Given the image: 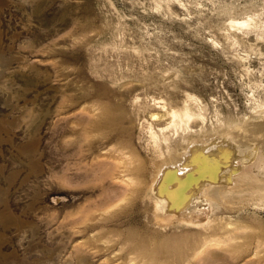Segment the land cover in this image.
Returning a JSON list of instances; mask_svg holds the SVG:
<instances>
[{
  "label": "rangeland",
  "instance_id": "rangeland-1",
  "mask_svg": "<svg viewBox=\"0 0 264 264\" xmlns=\"http://www.w3.org/2000/svg\"><path fill=\"white\" fill-rule=\"evenodd\" d=\"M0 264H264V0H0Z\"/></svg>",
  "mask_w": 264,
  "mask_h": 264
},
{
  "label": "bare ground",
  "instance_id": "bare-ground-1",
  "mask_svg": "<svg viewBox=\"0 0 264 264\" xmlns=\"http://www.w3.org/2000/svg\"><path fill=\"white\" fill-rule=\"evenodd\" d=\"M186 114V113H185ZM184 114V116L183 117H187L188 118V115H189V113H188V115L186 114L185 115ZM179 116V115H178ZM105 117V116H104ZM191 116H189V118H190ZM182 119V118H181ZM182 122V121H181ZM187 148V147H186ZM185 148V149H186ZM180 154V153H179ZM178 155V154H177ZM176 154H170V156H177ZM185 155V154H184ZM183 155V156H184ZM169 157V156H168ZM171 158V157H170ZM177 158V157H176ZM169 160V159H168ZM179 160V159H178ZM176 161V160H175ZM167 162V161H166ZM168 163V162H167ZM163 164V163H162ZM164 164H166V163H164ZM161 167V166H160ZM136 170V169H135ZM160 173V172H159ZM161 174V173H160ZM158 175V174H157ZM158 177H159V175H158ZM257 180V179H256ZM190 182L189 181H186V182H184V183H182V184H180V185H178L177 187H175L173 190H171V191H168V192H170V193H168L167 195H164L163 196V198H165V200L167 201V202H169V203H171L170 201H177V195H176V193H175V191H176V189L178 188V187H180V186H184V185H188ZM164 192V191H163ZM168 204V203H167ZM230 234V233H229ZM212 240V239H211ZM211 240H208V241H203L204 243H202V247H204V249H205V247H207V246H209V245H211L210 243H211ZM215 241V240H214ZM200 246V247H201ZM192 248V247H191ZM198 248V247H197ZM195 249H196V247H195ZM201 249V248H200ZM189 250H192V249H189ZM197 250V249H196ZM199 251H203V249H201V250H199ZM197 251H196V253L195 254H193V255H197ZM201 253V252H200ZM183 254H184V252H183ZM182 254V255H183ZM190 254V253H189ZM184 256V255H183ZM180 257V256H179ZM193 258V257H192ZM196 258V257H195ZM194 259V258H193ZM184 260V259H183Z\"/></svg>",
  "mask_w": 264,
  "mask_h": 264
}]
</instances>
